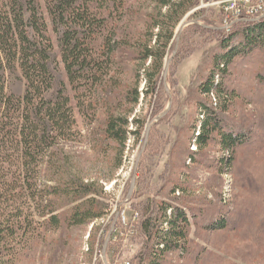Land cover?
<instances>
[{"label": "trees", "instance_id": "obj_1", "mask_svg": "<svg viewBox=\"0 0 264 264\" xmlns=\"http://www.w3.org/2000/svg\"><path fill=\"white\" fill-rule=\"evenodd\" d=\"M127 2L0 0V264H15L45 232L85 227L106 216L107 204L97 199L102 198V188L73 172L65 150L81 137L75 131L69 90L81 115L94 117L99 107H109L115 100L111 96L118 81L115 74H121L120 64L130 58L140 65L137 79L142 72L145 75V98L158 95L176 28L200 4L199 0H149L154 8L150 22L142 37L134 40L118 34ZM198 28L219 35L220 40L211 67L197 86L198 94L206 98L197 103L190 126V143L197 147L188 158L196 163V156L215 143L231 154L221 161L225 168L235 151L253 137L250 130L226 119L238 97L229 88L230 68L239 58L264 59V17L239 21L228 30L230 34ZM259 78L264 83V69ZM124 99L134 108L140 100L138 88H130ZM133 108L112 112L109 107L103 128L106 139L125 145ZM132 122L138 131L136 117ZM176 190L185 189L174 186L171 195ZM71 205L60 215L59 209ZM134 207L139 213L134 264H170V255L187 253L189 231L193 222L199 224L197 214L168 200ZM229 223L220 217L205 229H226Z\"/></svg>", "mask_w": 264, "mask_h": 264}, {"label": "rangeland", "instance_id": "obj_2", "mask_svg": "<svg viewBox=\"0 0 264 264\" xmlns=\"http://www.w3.org/2000/svg\"><path fill=\"white\" fill-rule=\"evenodd\" d=\"M220 2L199 0V6L191 9L176 28V38L167 50L169 63L165 65L158 95L145 98L144 73L137 79L139 63L130 58L122 61L123 71L115 74L118 81L111 94L116 98L109 107L112 112L117 108L131 111L132 104L124 99L130 88L137 87L140 98L131 113V134L124 146L104 135L109 107H99L92 118L83 117L69 90L75 131L81 137L78 142L66 145L65 150L70 154L73 172L97 181L102 188V198L97 199L107 204L106 216L85 227L45 232L43 239L18 256L15 264H134L139 249L136 239L139 217L132 222L133 214L139 216V213L134 205L141 204L144 208L149 200L177 202L199 216V224L193 222L188 234L187 253L170 255V264H264V83L259 78L264 69L262 57L245 61L239 58L233 62L228 79L229 88L238 97L226 119L250 130L251 143L237 149L232 163L225 168L221 161L231 154L215 143L196 156L198 163H191L188 158L197 147L190 143V126L197 115V103L206 98L198 94L197 86L207 75L213 55L219 51L220 40L219 35L198 27L208 26L222 34L231 32L225 27ZM126 5L127 16L118 34L136 40L147 29L154 8L149 0H128ZM52 38L58 51L57 38L54 35ZM149 65L150 61L145 67ZM168 109L167 119L160 123L162 118L157 119ZM135 117L140 126L138 131L132 122ZM136 168V183L131 192ZM180 185L184 192L176 190V195H171V189ZM71 207L59 209L60 215ZM118 213L115 228H121L123 236L119 232L113 234L105 245ZM123 213L134 225L131 227L134 234L121 224ZM220 217L230 221L226 229L212 232L205 229Z\"/></svg>", "mask_w": 264, "mask_h": 264}, {"label": "built area", "instance_id": "obj_3", "mask_svg": "<svg viewBox=\"0 0 264 264\" xmlns=\"http://www.w3.org/2000/svg\"><path fill=\"white\" fill-rule=\"evenodd\" d=\"M219 6L222 8V15L225 19L226 28L228 30H232L234 25L238 24L239 21H254L256 20V15L264 14V0H222L219 3ZM138 214H133L132 222H136L138 220ZM121 224L125 228V230L129 233L131 231V227L134 225L130 223L129 219L123 213L120 217ZM119 232L120 235L123 236V231L121 228L118 230L115 228L112 232L113 234H117ZM134 234L135 231H131ZM122 264H130L129 262Z\"/></svg>", "mask_w": 264, "mask_h": 264}, {"label": "water", "instance_id": "obj_4", "mask_svg": "<svg viewBox=\"0 0 264 264\" xmlns=\"http://www.w3.org/2000/svg\"><path fill=\"white\" fill-rule=\"evenodd\" d=\"M178 35V39L180 38V33H178L177 34ZM177 47V46H176ZM176 51L177 50H175V54H176ZM168 63L169 62H167V66H168ZM170 106H171V104H170ZM170 106H169V109H170ZM169 109L168 110H166V112H164V114H162V116L161 117H159L157 120H160L163 116H165L166 114H167V112L169 111ZM148 134H149V131H148V133H147V137H146V140H145V143H144V148H143V151L145 150V148H146V144H147V139H148ZM142 155V153L140 154V156ZM140 156H139V158H140ZM136 171H137V168L135 169V171H134V174H133V181H132V186H131V192L133 191V187H134V185H135V183H136V177H135V175H136ZM118 217H119V213H118V215H117V217H116V220H115V222L113 223L114 225H113V227H112V230L110 231V233H109V235H108V237H107V241H106V244L105 245H107L108 244V241H109V238H110V236L112 235V232H113V230H114V228L116 227V221L118 220ZM105 248H106V246H105Z\"/></svg>", "mask_w": 264, "mask_h": 264}, {"label": "bare ground", "instance_id": "obj_5", "mask_svg": "<svg viewBox=\"0 0 264 264\" xmlns=\"http://www.w3.org/2000/svg\"><path fill=\"white\" fill-rule=\"evenodd\" d=\"M255 17H256V19H260V18L264 17V14L263 15H256Z\"/></svg>", "mask_w": 264, "mask_h": 264}]
</instances>
